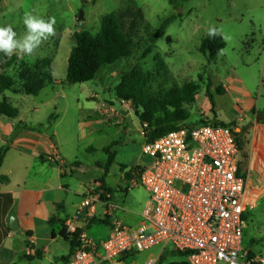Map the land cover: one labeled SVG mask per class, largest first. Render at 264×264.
Wrapping results in <instances>:
<instances>
[{"label": "rangeland", "instance_id": "1", "mask_svg": "<svg viewBox=\"0 0 264 264\" xmlns=\"http://www.w3.org/2000/svg\"><path fill=\"white\" fill-rule=\"evenodd\" d=\"M0 1V27L12 25L18 37L25 33L23 24L25 12H31L45 20L52 16L56 18V35L44 42L33 56L19 58L16 64L6 71L8 75L17 77L21 64H33L41 59L51 58L53 72L59 73V76L54 78L55 83L41 91L38 96L14 94L9 91L4 95L19 109L23 115L22 120L27 124L41 126V129L43 127L42 130L50 138L55 131L58 133V137L63 141L64 155L68 161L78 160L83 164V172H77L69 177L72 190L68 200L69 215L77 212V210L74 212L76 209L74 205L81 202V196L75 192H83L84 196L94 190L100 195L106 194L101 190V179L95 181L94 179L103 175V170L98 164L106 163L107 153L103 149L113 142H116L112 146L117 156L116 162L110 168L108 180L113 191V201L129 216L131 214L139 216L145 208L147 199L145 190L141 187L133 188L124 179L119 181L117 178L120 165H126L131 170L141 163L146 165L151 163L150 158L143 154L146 139L142 135L145 130L140 120L135 116L132 105L125 102L121 104L115 94L121 76L134 67H140L154 75L152 86L155 92L170 89L175 85L182 86L191 81L201 82L202 91L191 108V117L186 124L193 125L200 120L236 123L235 130L239 129L242 133L246 149L244 153H240V160L243 169L248 167L247 149L254 139V134L261 130L260 124L264 121V0ZM130 8L143 12L145 22L151 31L161 27L166 20L174 18L165 33L155 41L153 53L142 58L143 52L150 45L146 33L142 31L138 40L139 46L131 57L104 66L90 82L69 84L66 75L68 59L74 47L72 40L74 33L91 31L96 34L105 15ZM81 11L83 20H79ZM211 27H216L230 37L226 41V53L219 55L213 62H209L199 51L201 40ZM157 53L161 55L165 64L160 73L156 70L158 65L154 60ZM5 60L3 53L0 63ZM232 79L235 80L232 82ZM208 83L211 84L214 98L217 95V87H230L231 93H236L235 99L236 97L242 99L241 96L245 92L250 94L252 99L257 101L256 107L260 111L255 109L247 112L239 104L233 105L229 102L222 110L217 111V118L214 117L205 95ZM225 102L226 99H223L222 104ZM119 103L125 107L127 113H131V116L122 117L114 114L112 118H108L107 112L104 113L103 110L114 106L119 109ZM253 105L245 104L246 107ZM91 146L96 150L89 151ZM246 177L254 202L246 216L245 246L264 258V181L257 172L250 178ZM107 195V198L110 197L109 193ZM111 218H113L111 214L105 215L103 209L99 212L97 208L94 215H85L83 220L90 229L92 225H106L105 222L109 219L113 221ZM47 229L48 227H39L37 233L45 236L48 233ZM97 232L98 229L93 227L89 233ZM52 246L59 254L67 255L70 250L69 244L62 240ZM160 252L161 248L158 247L142 256L146 259L148 255H158ZM172 259L180 260L177 256L170 258ZM44 263L49 262L46 260ZM136 263L144 262L140 260ZM16 264L26 262L18 259ZM34 264L40 263L35 261Z\"/></svg>", "mask_w": 264, "mask_h": 264}, {"label": "built area", "instance_id": "2", "mask_svg": "<svg viewBox=\"0 0 264 264\" xmlns=\"http://www.w3.org/2000/svg\"><path fill=\"white\" fill-rule=\"evenodd\" d=\"M240 153L234 130L212 124L182 126L146 142L143 154L151 163L129 170L130 186L149 195L143 222L133 228L114 219L111 235L102 242L82 231L69 264H136L119 259L129 251L140 258L158 247L161 252L148 255L143 264H159L167 252L184 255L188 264H264L245 246L246 216L254 198ZM101 196L96 190L84 196L66 221L68 234H76L75 223L94 215L98 205L112 215Z\"/></svg>", "mask_w": 264, "mask_h": 264}, {"label": "trees", "instance_id": "3", "mask_svg": "<svg viewBox=\"0 0 264 264\" xmlns=\"http://www.w3.org/2000/svg\"><path fill=\"white\" fill-rule=\"evenodd\" d=\"M173 19L166 20L161 27L151 31L149 25L145 22L143 12L139 9L130 8L122 12L105 15L96 34L91 31L74 33L72 37L74 47L68 59L66 81L69 84L90 82L97 77L104 66L112 65L123 58L131 57L134 50L139 46L138 40L142 31L146 33L147 40L150 43L143 52L142 58L148 57L154 51L155 41L165 33ZM168 42H170L169 38ZM221 48H226V41L220 35L210 37L207 32L201 40L199 51L209 62H213L219 56L218 51ZM5 59L0 66L2 70L0 73V97H3L0 102V117L14 120L19 118L20 111L4 96L5 92L38 96L41 91L55 83V79L51 75L53 72V60L44 58L33 64H21L17 77H14L8 75L6 71L12 68L19 58L18 56H13L12 58L5 56ZM154 60L158 65L156 70L160 73V70L165 68L164 61L158 53L154 55ZM153 81L154 75L152 73L145 72L140 67H134L121 76L120 83L115 89V94L119 101L132 105L135 116L140 120L145 130L146 142H153L172 131L178 130L182 126H188L186 123L191 117V108L202 91L201 82L191 81L182 86L175 85L170 89L155 92L152 86ZM216 93L219 96H223L225 94L224 87H217ZM205 95L214 117L217 118L215 98L211 92L210 83L207 84ZM211 124L232 128L237 137L240 152L244 151L245 143L242 133L236 132L235 127L237 125L234 122L200 120L198 123L189 126ZM9 149V146L0 148V169ZM104 151L108 154V161L104 167V176L100 180V184L101 190L106 194H102L101 199L104 202H110L114 196L113 192L105 187V181L114 163L115 156L110 152V148H105ZM128 177H130L129 173ZM8 181V177L0 176V185ZM108 193L111 196L107 198ZM9 197L12 198L11 196ZM60 223L62 226L60 237L69 243L70 252L68 256L62 257L59 262L61 264H69L79 245L78 235L84 231V228L78 227L77 233L71 235L67 232L66 222L61 221ZM105 223L107 224L108 222ZM2 241L3 236L0 233V244ZM175 256L179 257L180 260H170L171 257ZM25 258L29 264H34L36 260L42 259V254L27 255ZM119 260L126 263H136L141 259L134 252L129 251L122 255ZM159 264L188 263L184 255L167 252L161 256Z\"/></svg>", "mask_w": 264, "mask_h": 264}, {"label": "crops", "instance_id": "4", "mask_svg": "<svg viewBox=\"0 0 264 264\" xmlns=\"http://www.w3.org/2000/svg\"><path fill=\"white\" fill-rule=\"evenodd\" d=\"M1 54L3 55V52H0V57ZM2 64L3 61L0 63V66ZM1 72L2 70L0 69V73ZM234 80L235 79H232L231 81L233 82ZM224 90L225 94L223 96H215L217 111L222 110L229 102L233 105L239 104L244 108V111L247 112L255 109L256 111H260L256 107L257 101L255 99L253 100L250 94L245 92L241 96L242 99L238 97L235 99L234 95L236 93L232 91V94L230 87H225ZM227 97L229 98L228 100ZM2 98L1 96L0 102ZM223 99H226L224 105L222 104ZM205 100L207 101L206 98ZM119 102L122 104L121 101ZM246 103L254 105L253 107H246ZM121 104L119 109L114 106L111 109L103 110V112H107L108 118H112L114 114L122 117L131 116V113H127V110ZM102 116L104 117L103 113ZM22 118L23 115L21 113L19 118L14 120L0 117V148L3 146H9L10 148L5 157L3 166L0 169V176H6L9 179L7 183L0 185V233L3 236V241L0 244V264H16L18 259H23L27 264L25 256H35L38 253L42 254V259L36 260L39 261L40 264H45L44 261L46 260L49 262L48 264H61L59 260L62 257L68 256L69 253L67 255L56 253L52 245L61 240L64 241L60 237V232L62 230L60 222H66L75 215V213L69 215L67 211L68 200L72 193L69 177L74 176L77 172H83L84 167L78 160L73 162L68 161L66 155H64L63 141L60 140L56 131L50 138L46 136V133L42 130L43 127L41 129V126L27 124ZM260 125L261 130L258 134H254V139L247 149V151H249L247 158V160H249V165L244 169L241 161L240 165L245 176H249L250 178L254 176V172H257L264 181V121H262ZM239 131V129L236 130L238 133ZM142 135L145 137L144 132ZM51 143H54V147L51 146ZM115 143L116 142H113L112 145ZM112 145L105 148H110V152L115 156V163L117 154L113 151ZM88 150L93 152L96 149L91 146ZM244 151H246L245 148ZM107 161L108 154L106 163ZM106 163L102 162L98 164L100 169L103 170V175L97 177L94 181L103 178ZM143 165L146 164L141 163L138 166ZM118 169L119 173L117 178L119 181L124 179L130 186V177H128L130 169H128L126 165H120ZM110 173L111 169L106 177L105 187L112 191L108 183ZM116 185H119L118 181ZM129 186L127 188H129ZM133 188H140V186ZM129 191L125 193L128 194ZM75 194L81 196L82 202L85 193L75 192ZM113 199L108 202L112 207L113 218L111 219H117L126 226L133 228L141 225L144 220V210L139 216H134L133 214L129 216L126 213L124 214V210L121 211ZM148 199L149 195L147 193L145 205ZM80 204L74 205L76 208L74 212L78 210ZM97 208L99 212L103 209L100 205H98ZM12 218H15L19 223V229L17 231H12L10 229ZM83 219H85V215L80 218L79 222L75 223L76 227L84 228L83 230H86L95 241L102 242L111 235L113 230L112 220L109 219L110 222L108 221L106 225H92L89 229L87 228L88 224L84 223L85 221ZM39 227H48L47 235L40 236L37 233ZM93 227L97 228L98 232L90 234L89 232ZM140 259L141 261L146 260L143 256L140 257ZM172 260L177 261L174 259Z\"/></svg>", "mask_w": 264, "mask_h": 264}, {"label": "clouds", "instance_id": "5", "mask_svg": "<svg viewBox=\"0 0 264 264\" xmlns=\"http://www.w3.org/2000/svg\"><path fill=\"white\" fill-rule=\"evenodd\" d=\"M23 24L25 33L22 36L17 35L12 25L0 27V52H3L6 57H12L14 54L18 58L23 56H33L41 45L56 35V18L54 16L45 20L42 17L33 15L31 12H25L23 16ZM220 35L224 41L230 39L224 35L221 30L216 27L208 29V36L214 37ZM226 50L221 48L218 51L219 55H224ZM53 78H57L59 73L52 72Z\"/></svg>", "mask_w": 264, "mask_h": 264}, {"label": "water", "instance_id": "6", "mask_svg": "<svg viewBox=\"0 0 264 264\" xmlns=\"http://www.w3.org/2000/svg\"><path fill=\"white\" fill-rule=\"evenodd\" d=\"M79 20H83V12L82 11L79 14ZM10 229L12 231H17L19 229V223H18V221L15 218L11 219Z\"/></svg>", "mask_w": 264, "mask_h": 264}]
</instances>
